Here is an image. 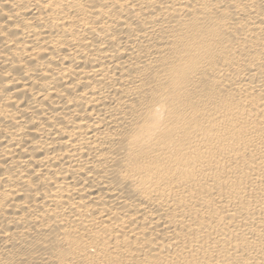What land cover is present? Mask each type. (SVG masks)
<instances>
[{
    "label": "bare ground",
    "instance_id": "obj_1",
    "mask_svg": "<svg viewBox=\"0 0 264 264\" xmlns=\"http://www.w3.org/2000/svg\"><path fill=\"white\" fill-rule=\"evenodd\" d=\"M0 264H264V0H0Z\"/></svg>",
    "mask_w": 264,
    "mask_h": 264
}]
</instances>
